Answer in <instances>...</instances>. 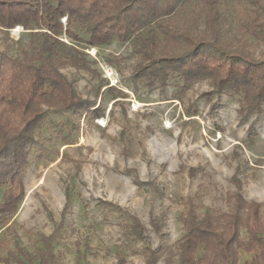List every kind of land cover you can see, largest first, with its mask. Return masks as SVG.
Segmentation results:
<instances>
[{"label": "rangeland", "instance_id": "obj_1", "mask_svg": "<svg viewBox=\"0 0 264 264\" xmlns=\"http://www.w3.org/2000/svg\"><path fill=\"white\" fill-rule=\"evenodd\" d=\"M29 43L20 26L0 30L1 51L18 56ZM80 47L90 70L61 71L76 76L88 108L49 112L35 132L0 264H16L9 253L18 245L43 253L48 236L55 264H145L147 248L160 249L158 264L169 256L174 264L189 198L200 212L226 210L236 176L247 200L264 202V108L242 122L238 98L213 94L208 80L188 88L132 81L139 56L128 42Z\"/></svg>", "mask_w": 264, "mask_h": 264}, {"label": "trees", "instance_id": "obj_2", "mask_svg": "<svg viewBox=\"0 0 264 264\" xmlns=\"http://www.w3.org/2000/svg\"><path fill=\"white\" fill-rule=\"evenodd\" d=\"M229 3L237 25L231 36ZM16 26L29 31L30 43L18 56L0 50V234L10 229L23 199L27 147L48 113L88 108L76 92V76L61 71L90 70L80 45L128 42L139 56L132 81L188 88L205 79L213 94L238 98L242 122L263 111L264 0H0V30ZM232 183L226 210L200 212L187 200L174 264H264V202L247 200L236 176ZM51 238L43 239V253L18 245L9 255L16 264H55L47 249ZM3 243L0 237V248ZM145 251V264H158L160 249ZM240 252L250 257L240 261Z\"/></svg>", "mask_w": 264, "mask_h": 264}]
</instances>
